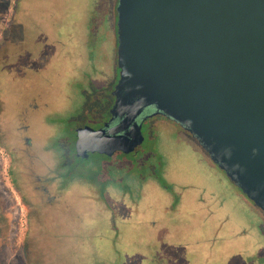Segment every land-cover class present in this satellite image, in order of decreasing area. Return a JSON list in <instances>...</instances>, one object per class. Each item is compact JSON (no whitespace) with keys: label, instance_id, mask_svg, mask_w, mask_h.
<instances>
[{"label":"rangeland","instance_id":"374dc122","mask_svg":"<svg viewBox=\"0 0 264 264\" xmlns=\"http://www.w3.org/2000/svg\"><path fill=\"white\" fill-rule=\"evenodd\" d=\"M116 5L117 0H0V75L27 62V30L60 28L69 57L49 72L58 85L50 106L52 116L66 118V157L72 155L75 127L97 128L107 118L106 112L100 119L88 117L93 103L82 93L114 88ZM26 79L33 83L35 77ZM47 126L36 124L37 139L45 138ZM142 134L132 155L73 157L81 176L75 178L81 192L74 202L81 220L75 240L63 236L72 235L74 226L56 227L48 238L29 217L0 142V264H264V214L211 165L196 141L160 118L148 120Z\"/></svg>","mask_w":264,"mask_h":264},{"label":"water","instance_id":"95a60500","mask_svg":"<svg viewBox=\"0 0 264 264\" xmlns=\"http://www.w3.org/2000/svg\"><path fill=\"white\" fill-rule=\"evenodd\" d=\"M115 12L110 119L75 129V156L134 153L153 107L264 214V0H117Z\"/></svg>","mask_w":264,"mask_h":264},{"label":"flooded vegetation","instance_id":"af4514ba","mask_svg":"<svg viewBox=\"0 0 264 264\" xmlns=\"http://www.w3.org/2000/svg\"><path fill=\"white\" fill-rule=\"evenodd\" d=\"M59 29V26L55 27L54 25L46 33L27 30L28 38L32 41V46H29L30 52L26 57L27 62L23 66L14 65L7 71H2L5 75H0V142L8 150L12 172L11 181H14V189L29 217L31 216L36 224L41 223L38 227L42 233L49 235L48 238L57 233L56 227L74 226L72 235L63 236L75 240L81 235V232L76 230V226L78 227L81 222L77 219L80 215L77 214L74 206L75 199H81L80 187L75 183V178L81 177L77 172L80 164L73 163V157L80 160L75 156L74 151L75 129L79 126L72 130L74 134L72 155L66 157V153L63 154L64 146L67 144L64 139L66 118L61 117L60 114L52 116L53 108L50 106V93H54L55 96L56 92L54 91L58 85L57 81L53 82L49 72L59 63L60 59L69 57L67 52L64 55L65 45L64 40L59 36ZM41 35L45 36V39L42 38L43 42L39 47L36 43L40 44V42L38 43L40 40L37 41V39ZM33 42L35 43L33 44ZM59 44L61 45L60 52L56 49L51 50L52 46L55 48ZM22 69H26L29 73L24 75ZM8 71L9 74L6 73ZM31 76L35 77L34 81L37 83L26 79ZM7 77L10 79L6 81ZM4 85L7 86L4 87ZM12 88H16L14 94L11 93ZM82 94L85 100L88 99L90 104L93 103L90 111L87 112L88 117L100 119L103 112L107 113V118L93 129L103 127L105 123L109 122V110L114 103V97L107 92L88 93V97L85 92ZM154 114L155 109L148 107L137 118V122L141 123L143 127L148 120L160 118L185 131L171 119L161 114ZM117 122L118 119H114L109 125L113 126ZM36 124L48 125L49 132L44 139H37V134L32 132L36 128ZM190 137L196 141L191 135ZM203 152L205 153L204 150ZM66 159L69 160L68 163ZM211 165L219 170L213 163ZM219 171L223 173L221 170ZM223 175L226 178L224 173ZM233 187L245 197L237 187L234 185ZM22 197L25 199V203ZM251 205L255 207L252 203Z\"/></svg>","mask_w":264,"mask_h":264},{"label":"trees","instance_id":"16d2710c","mask_svg":"<svg viewBox=\"0 0 264 264\" xmlns=\"http://www.w3.org/2000/svg\"><path fill=\"white\" fill-rule=\"evenodd\" d=\"M125 157L127 158L128 156H125ZM109 160H110V159H109ZM158 179H160V178H158ZM226 179H227V178H226ZM227 181H228L229 183H231L228 179H227ZM159 182L161 183V185H163L164 188H167V189H168V186H167L166 182L164 181V179L161 178V179L159 180ZM104 184H105V183H104ZM231 184H232V183H231ZM168 190H170V188H169ZM89 259H91V258H89ZM153 259H155L154 256L151 257V261H153ZM90 263H91V261H90L89 263H84V264H90ZM153 264H154V263H153ZM155 264H156V262H155Z\"/></svg>","mask_w":264,"mask_h":264}]
</instances>
